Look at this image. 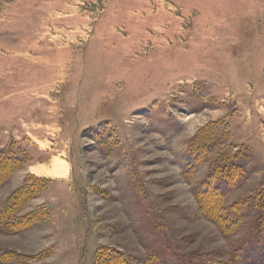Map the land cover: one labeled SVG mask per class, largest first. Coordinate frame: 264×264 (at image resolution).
<instances>
[{
	"label": "rangeland",
	"instance_id": "1",
	"mask_svg": "<svg viewBox=\"0 0 264 264\" xmlns=\"http://www.w3.org/2000/svg\"><path fill=\"white\" fill-rule=\"evenodd\" d=\"M0 264H264V0H0Z\"/></svg>",
	"mask_w": 264,
	"mask_h": 264
},
{
	"label": "bare ground",
	"instance_id": "2",
	"mask_svg": "<svg viewBox=\"0 0 264 264\" xmlns=\"http://www.w3.org/2000/svg\"><path fill=\"white\" fill-rule=\"evenodd\" d=\"M33 173L41 175V174H50L54 176H67L69 173V170L66 166H64V163H58L54 165L49 171L46 170L45 168L42 169H36L33 168Z\"/></svg>",
	"mask_w": 264,
	"mask_h": 264
}]
</instances>
